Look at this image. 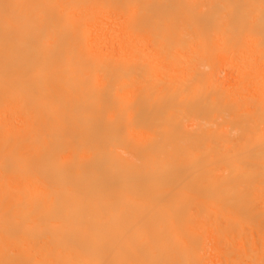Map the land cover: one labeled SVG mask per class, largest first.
Segmentation results:
<instances>
[{"label":"bare ground","instance_id":"obj_1","mask_svg":"<svg viewBox=\"0 0 264 264\" xmlns=\"http://www.w3.org/2000/svg\"><path fill=\"white\" fill-rule=\"evenodd\" d=\"M0 264H264V0H0Z\"/></svg>","mask_w":264,"mask_h":264}]
</instances>
